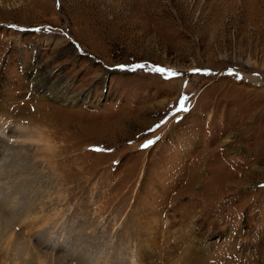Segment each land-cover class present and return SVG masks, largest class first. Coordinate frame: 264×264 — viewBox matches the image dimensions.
Returning <instances> with one entry per match:
<instances>
[{"label": "rangeland", "instance_id": "obj_1", "mask_svg": "<svg viewBox=\"0 0 264 264\" xmlns=\"http://www.w3.org/2000/svg\"><path fill=\"white\" fill-rule=\"evenodd\" d=\"M0 169V264H264V0H0Z\"/></svg>", "mask_w": 264, "mask_h": 264}, {"label": "snow or ice", "instance_id": "obj_2", "mask_svg": "<svg viewBox=\"0 0 264 264\" xmlns=\"http://www.w3.org/2000/svg\"><path fill=\"white\" fill-rule=\"evenodd\" d=\"M9 27H12V28H15L17 27L16 25H9ZM23 30V29H22ZM33 31H41V29H33ZM118 68H124L125 66L124 65H118L117 66ZM146 67V65L144 64H135V65H132L131 68L133 71H135L136 69H144ZM149 71H152V72H155V73H158L160 74L164 79L168 80V79H171L173 77H176L178 75H180V73L172 70V69H168V68H164L162 66H159V65H154V66H151L149 68ZM191 71L193 72H201L202 70L201 69H192ZM206 71V70H205ZM233 70L229 69V74H232ZM237 78H240L238 75H237ZM186 83V82H185ZM187 100V97L186 96H183V95H180L178 97V106L176 107L175 109V112H187L189 109L186 107L185 105V101ZM167 122V120H161L158 124L154 125L152 128H149L148 129V132L151 133V132H154L156 129L160 128L163 124H165ZM159 140V137H156L155 140H147L144 144H142L140 147L141 148H148L149 146L153 145L156 141ZM96 151H101L102 149H94ZM103 150H107V151H111V149H103Z\"/></svg>", "mask_w": 264, "mask_h": 264}, {"label": "bare ground", "instance_id": "obj_3", "mask_svg": "<svg viewBox=\"0 0 264 264\" xmlns=\"http://www.w3.org/2000/svg\"><path fill=\"white\" fill-rule=\"evenodd\" d=\"M37 84V83H36ZM41 84V83H40ZM42 84H43V82H42ZM37 88H39L37 85H35ZM41 86H43V85H40V87ZM44 88H46L45 86H43ZM48 87V86H47ZM41 89V88H40ZM67 91V90H66ZM62 93V92H61ZM67 93H68V91H67ZM67 93H65V94H67ZM65 94H64V96L62 95V97H63V100H65V103H68V102H73V99H71V98H69V97H66L65 96ZM54 96L56 97V98H59L58 96H56L55 94H54ZM65 97V98H64ZM60 99V98H59ZM75 100V99H74ZM34 124V123H33ZM38 129V128H37ZM36 130V129H35ZM33 131H34V129H33ZM32 131V132H33ZM58 131V130H57ZM42 132V131H41ZM40 132V133H41ZM38 134L39 136H41V134ZM46 139V138H45ZM44 139V140H45ZM38 140H40V139H38ZM41 140L43 141V138H41ZM51 165V164H50ZM30 168V167H29ZM1 170V169H0ZM7 170V169H6ZM33 170V169H32ZM4 172V171H3ZM31 172V171H30ZM9 174V173H8ZM11 175V174H10ZM6 200V199H5ZM2 201V200H1ZM7 201V200H6ZM5 201V202H6ZM0 203V226H1V230H6V231H8L9 232V230H11V228L13 227V224L14 223H16V221H17V217L15 216V214H13V213H15V212H10V209H5L6 207H12L13 205H11V204H8V202H6V203ZM22 202V201H21ZM30 205V204H29ZM29 207V206H28ZM29 209V208H28ZM12 211V210H11ZM18 213V212H17ZM26 213V212H25ZM27 214H28V212H27ZM17 215V214H16ZM22 214H20V216H21ZM197 228L195 229V230H192L191 231V235L192 234H196L197 233ZM194 234V235H195ZM1 236V235H0ZM193 237V236H192ZM16 238H18V237H16ZM20 239V238H19ZM193 239H194V237H193ZM191 240H192V238H191ZM24 242V240L22 241V243ZM19 244H21L20 242H19ZM25 248H26V250H27V246H26V243H24V245H23V247L21 248L22 250H25ZM18 249V248H17ZM17 259H14V258H12V263L13 264H18L17 263V261H16ZM33 260V259H32ZM39 260V259H38ZM38 260H36L37 262H40V261H38ZM35 262V261H34ZM36 264V263H35Z\"/></svg>", "mask_w": 264, "mask_h": 264}]
</instances>
